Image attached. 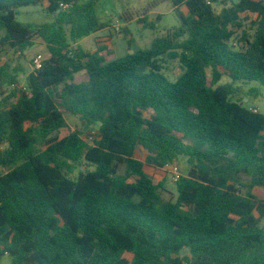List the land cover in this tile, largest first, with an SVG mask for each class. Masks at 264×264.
I'll return each mask as SVG.
<instances>
[{
    "label": "trees",
    "instance_id": "16d2710c",
    "mask_svg": "<svg viewBox=\"0 0 264 264\" xmlns=\"http://www.w3.org/2000/svg\"><path fill=\"white\" fill-rule=\"evenodd\" d=\"M100 1L0 0V49L46 50L27 76L0 65V264H264V114L236 86H264V0H154L181 27L110 62L78 45L107 28ZM31 6L54 21L19 22ZM181 158L166 200L146 166Z\"/></svg>",
    "mask_w": 264,
    "mask_h": 264
},
{
    "label": "rangeland",
    "instance_id": "374dc122",
    "mask_svg": "<svg viewBox=\"0 0 264 264\" xmlns=\"http://www.w3.org/2000/svg\"><path fill=\"white\" fill-rule=\"evenodd\" d=\"M228 5H231L230 0ZM154 0H101L98 4L97 14L101 19V22L107 27L105 31L97 36H89L90 39L79 41L82 48L87 53H93L98 45V41L108 40V43L103 46L106 51L102 54L104 55L106 61L110 62L126 54H135L141 50H148L151 48L153 42L164 37L168 32L176 30L181 27L182 21L174 11V7L170 2H161L154 9H150V6ZM238 2V0H234ZM216 11L219 13L222 10L220 4L215 5ZM44 8L41 6L26 7L20 10V14L17 17L18 21L21 23H35V24H45L54 21V18L45 13ZM128 13V14H127ZM185 17H188L186 9L182 10ZM132 17L130 21L125 20L124 15ZM146 17L144 23H141V19ZM140 20V21H139ZM250 22H246L245 30L249 35H254L255 30L249 26ZM120 28V32H116V29ZM253 29V30H252ZM124 30L127 33H124ZM4 31L0 30V39L4 35ZM238 37L242 35V31L237 32ZM88 38V37H87ZM100 39V40H99ZM36 45L33 49L26 53L25 57H22L9 49H0V65H7L11 69L22 67L25 70L26 76L32 71V66L30 62H33L37 55L45 56L46 50L40 41L35 42ZM177 70V65H172L167 71V76L171 80H175V72ZM87 80V76L80 74L76 78L77 83H84ZM228 79L224 78L221 85L228 83ZM22 86L25 85L23 81ZM240 89L239 99L245 98V105L253 110H257L261 114H264V86L256 83H238L236 84ZM257 90L260 95L256 97L249 96L251 90ZM67 120L70 129H77L83 133H86L87 128L82 125L79 120L75 117L67 116ZM69 133L65 130L61 136H65ZM147 158V152L140 148L137 151V159L145 162ZM182 176H186L189 167L187 166L185 158L178 160L176 164ZM146 172L153 179L157 181H163L166 184V188L169 191L164 193V198L166 200H174L177 198L176 184L172 180V169L171 166L166 167L163 170H154L146 166ZM254 193L260 198L264 199V190L255 189ZM264 226V223L262 224ZM188 252H183L182 256H187ZM127 258L131 259L130 255ZM1 264H12L10 258L5 257L2 259Z\"/></svg>",
    "mask_w": 264,
    "mask_h": 264
},
{
    "label": "built area",
    "instance_id": "2783aa9c",
    "mask_svg": "<svg viewBox=\"0 0 264 264\" xmlns=\"http://www.w3.org/2000/svg\"><path fill=\"white\" fill-rule=\"evenodd\" d=\"M208 3L211 2V0H207ZM62 7L64 9H68L70 8V5H62ZM121 29L120 28H117L116 29V32H120ZM21 55V54H19ZM44 56L43 55H37L34 60H33V65H32V69L33 70H41L44 66ZM255 112H258L257 110H254ZM171 169H172V180L175 184H177L180 180V178L182 177L181 175V171L179 169V167L177 165H172L171 166Z\"/></svg>",
    "mask_w": 264,
    "mask_h": 264
},
{
    "label": "crops",
    "instance_id": "0c3cea01",
    "mask_svg": "<svg viewBox=\"0 0 264 264\" xmlns=\"http://www.w3.org/2000/svg\"><path fill=\"white\" fill-rule=\"evenodd\" d=\"M105 30H103V31H101V32H99V33H97V34H94V35H92V36H97L98 34H101V33H103ZM88 39H90L89 37L88 38H84V40H88ZM100 40V39H99ZM98 43V47H103V46H105L107 43H108V40H103V41H98L97 42ZM78 45L80 46V47H82L81 46V44L80 43H78ZM98 47H97V49H98ZM97 49L95 50V51H97ZM94 51V52H95ZM93 52V53H94ZM33 70V69H32ZM25 76H22V78H24Z\"/></svg>",
    "mask_w": 264,
    "mask_h": 264
}]
</instances>
